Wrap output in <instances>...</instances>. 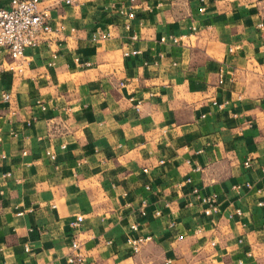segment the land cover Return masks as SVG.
I'll use <instances>...</instances> for the list:
<instances>
[{
  "label": "crops",
  "instance_id": "crops-1",
  "mask_svg": "<svg viewBox=\"0 0 264 264\" xmlns=\"http://www.w3.org/2000/svg\"><path fill=\"white\" fill-rule=\"evenodd\" d=\"M39 6L63 29L0 49V264H264V0Z\"/></svg>",
  "mask_w": 264,
  "mask_h": 264
},
{
  "label": "built area",
  "instance_id": "built-area-1",
  "mask_svg": "<svg viewBox=\"0 0 264 264\" xmlns=\"http://www.w3.org/2000/svg\"><path fill=\"white\" fill-rule=\"evenodd\" d=\"M62 1L65 3L72 2V0ZM39 3L40 0H7L6 4H0V49H5L15 64H20L26 47L33 46L40 40L49 37L52 33L63 29L61 23L55 26L50 23L46 9L40 7ZM117 12L126 17L127 20L124 21L123 27L126 29L129 28L128 19L133 17V11L119 5L117 6ZM258 26L261 27L262 23L259 22ZM163 38L164 37H161L162 40ZM171 41H176V38L171 37ZM128 52L136 53L137 50L130 49L124 53ZM9 68H11V66H9ZM0 98L4 100L8 99V93L5 91L1 92ZM46 154L51 158L54 156L53 153L49 151H46ZM243 164H249L248 157L243 160ZM204 200L207 201L208 204L203 211L209 213L214 209V205L210 202L209 198L205 197ZM81 220L82 214H75L69 221L71 229H76ZM130 228L135 229V223H132ZM147 239H149L148 235L128 234L126 236V244L131 252H137L141 244ZM69 247L71 251L66 255V261L72 264H82L83 257L81 253L77 251L79 244L76 238H71ZM238 264H242V261L239 260Z\"/></svg>",
  "mask_w": 264,
  "mask_h": 264
}]
</instances>
